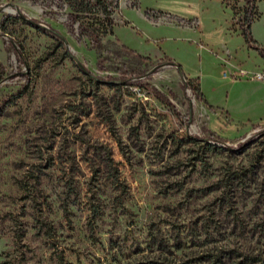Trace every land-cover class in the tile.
Returning a JSON list of instances; mask_svg holds the SVG:
<instances>
[{"label":"rangeland","instance_id":"374dc122","mask_svg":"<svg viewBox=\"0 0 264 264\" xmlns=\"http://www.w3.org/2000/svg\"><path fill=\"white\" fill-rule=\"evenodd\" d=\"M110 1L97 52L60 0H0V264H264V201L216 187L264 129L230 81L264 0Z\"/></svg>","mask_w":264,"mask_h":264},{"label":"trees","instance_id":"16d2710c","mask_svg":"<svg viewBox=\"0 0 264 264\" xmlns=\"http://www.w3.org/2000/svg\"><path fill=\"white\" fill-rule=\"evenodd\" d=\"M63 3H65L66 7L69 9L67 15L69 21V31L72 34H75V37L79 42L82 39H88L91 46L99 52L103 47V37L112 32V26L114 24L112 13L113 8L116 5H113L110 0H60V6H62ZM257 16L258 11L256 10L244 15L245 25H242L241 33L246 41L254 44L259 54L264 58V48L255 44L256 42L253 39L250 30V24ZM21 17L25 18L23 15H21ZM26 20L39 30H47L34 19ZM48 30L53 32L57 38H61L62 44L64 43L62 35L56 29L48 27ZM130 51L133 52V50ZM136 55L140 58H145L139 53H136ZM168 63L174 65L181 73L180 65L178 63L172 60H168ZM119 81L125 84L128 83L129 79L122 78ZM133 83L135 84V82ZM187 85L191 86L192 83L188 81ZM149 87L152 89L157 98L166 101L168 100L166 95L160 92L157 88L151 85H149ZM192 90L199 101L206 103L202 93L198 92L195 86L192 87ZM208 106L212 108L211 105L208 104ZM257 137L258 138H254L253 140H249L246 143L241 144L239 150L230 148L231 150H237V152H243L247 147L251 146L252 150L250 153H247L248 159L246 164L235 166L233 169L228 170L225 176L220 177L216 182V187L218 189H225L222 190V193L224 192V196L220 198L221 203L225 202L226 204L233 205L236 203V200L233 199L234 195H236L235 191L240 189L246 190L248 188H252V192L256 194V198H252L253 203L264 201V129L258 132ZM198 139L204 140L206 138ZM180 243L181 242L177 244V248L181 246H179ZM163 247V245L160 246L161 249H163ZM241 263L242 262H238V264Z\"/></svg>","mask_w":264,"mask_h":264},{"label":"crops","instance_id":"0c3cea01","mask_svg":"<svg viewBox=\"0 0 264 264\" xmlns=\"http://www.w3.org/2000/svg\"><path fill=\"white\" fill-rule=\"evenodd\" d=\"M264 13V10L258 11V16L254 18L250 24V30L252 34V24L254 21L258 20L261 17V14ZM253 37V34H252ZM253 39L256 42L257 46H260L257 40L253 37ZM254 46V45H253ZM262 47V46H260ZM264 48V47H262ZM252 49V48H251ZM253 52L256 56H258V52L253 48ZM260 57V55H259ZM262 59V62L264 65V58L260 57ZM243 65H246L247 70L250 72H257L261 71L256 67H259V65L254 64L249 65L246 64V59L243 60ZM264 69V68H262ZM264 73V70L261 71ZM231 83L234 86L238 85V88H242L243 97H244V103H245V113L247 114L245 117V121L249 123V125H258L260 123L264 122V80L257 79V78H248V79H239V78H232ZM205 115V114H204ZM209 122V118H208ZM207 122V127H208ZM209 128V127H208ZM211 131H213L211 128H209Z\"/></svg>","mask_w":264,"mask_h":264},{"label":"built area","instance_id":"2783aa9c","mask_svg":"<svg viewBox=\"0 0 264 264\" xmlns=\"http://www.w3.org/2000/svg\"><path fill=\"white\" fill-rule=\"evenodd\" d=\"M235 75L239 76H246L249 78H257V79H262L264 80V73L263 72H250L249 70H245L242 68H239Z\"/></svg>","mask_w":264,"mask_h":264},{"label":"water","instance_id":"95a60500","mask_svg":"<svg viewBox=\"0 0 264 264\" xmlns=\"http://www.w3.org/2000/svg\"><path fill=\"white\" fill-rule=\"evenodd\" d=\"M189 115L191 116V107H190Z\"/></svg>","mask_w":264,"mask_h":264}]
</instances>
